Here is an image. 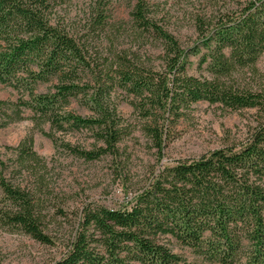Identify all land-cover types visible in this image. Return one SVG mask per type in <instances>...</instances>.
<instances>
[{
    "label": "trees",
    "instance_id": "obj_1",
    "mask_svg": "<svg viewBox=\"0 0 264 264\" xmlns=\"http://www.w3.org/2000/svg\"><path fill=\"white\" fill-rule=\"evenodd\" d=\"M64 1L0 0V82L19 93L18 103L0 100L4 117L10 108L20 113L26 106L58 130L65 124L89 129L95 149L63 145L95 160L118 151L123 137L122 117L111 101L116 88L133 96L134 109L146 119L143 131L159 151L171 116L199 101L256 109L262 116L240 144L164 166L124 207L87 205L67 251L50 264H264V90L249 81L264 54V0H217L215 10L197 18L203 76L188 73L189 54L146 0H135L131 21L135 33L161 42L160 69L118 48L120 27L110 23V0L90 1L85 35L58 15ZM106 32L109 47L102 51L97 40ZM45 83L56 91L39 92ZM82 93L90 96L93 116L66 109ZM6 124L0 120V128ZM33 141L22 148L24 163L39 158ZM1 184L6 223L49 241L32 194ZM173 242L193 260L176 252Z\"/></svg>",
    "mask_w": 264,
    "mask_h": 264
},
{
    "label": "rangeland",
    "instance_id": "obj_2",
    "mask_svg": "<svg viewBox=\"0 0 264 264\" xmlns=\"http://www.w3.org/2000/svg\"><path fill=\"white\" fill-rule=\"evenodd\" d=\"M91 0H65L58 6V15L69 28L85 35L88 32V7ZM110 23L119 26L118 48L130 54H139L145 65L160 69L161 42L149 33H135L131 10L135 0H110ZM217 0H146L149 8L165 18L166 26L179 39L189 54L188 73L195 76L207 74L205 65L199 66L205 48L200 46L196 28L197 18L215 10ZM238 3L240 0H233ZM110 32L101 33L97 42L104 51L109 47ZM201 49V52H197ZM259 72L249 81L264 90V54L259 60ZM39 92H55L53 83L39 85ZM111 101L122 117L124 133L117 145L118 151L87 160L63 144L79 149H95L97 141L89 129H73L65 124L64 130L52 127L48 121L37 119L35 113L21 106L14 107L0 120L7 124L0 128V264H50L67 251L87 205L120 208L128 204L149 182L154 173L178 160L198 158L201 155L243 142L262 113L256 109L231 110L207 101L194 103L179 117L171 116L165 128L164 146L154 147L143 131L146 119L131 103L133 96L124 90H112ZM90 96L83 93L73 98L67 110L84 117L95 114L88 103ZM0 100L19 102V93L0 82ZM162 122V113L155 112ZM49 134V135H48ZM33 138L32 150L36 162L22 161V148ZM98 145H101L100 143ZM2 181L21 186L29 191L38 204L43 223L42 232L49 241L33 238L21 227L6 223L3 211L8 201ZM174 250L193 260L191 252L173 242Z\"/></svg>",
    "mask_w": 264,
    "mask_h": 264
}]
</instances>
